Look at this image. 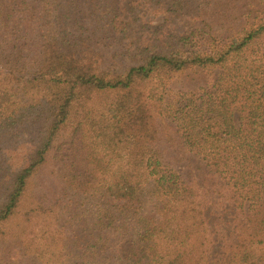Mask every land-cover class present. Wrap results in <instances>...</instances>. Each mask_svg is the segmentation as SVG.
Returning <instances> with one entry per match:
<instances>
[{"label":"trees","instance_id":"1","mask_svg":"<svg viewBox=\"0 0 264 264\" xmlns=\"http://www.w3.org/2000/svg\"><path fill=\"white\" fill-rule=\"evenodd\" d=\"M147 1L0 0V264H264V0Z\"/></svg>","mask_w":264,"mask_h":264},{"label":"rangeland","instance_id":"2","mask_svg":"<svg viewBox=\"0 0 264 264\" xmlns=\"http://www.w3.org/2000/svg\"><path fill=\"white\" fill-rule=\"evenodd\" d=\"M121 11L122 16L129 21L130 18L136 16V18L140 21V24L147 25L148 28L141 30L140 35L143 36L144 39H163L166 36L173 34L176 31L184 30L188 25H193L191 22L179 21L170 18L167 14H164V11L160 10L156 6L152 5L147 0H122L121 3ZM196 80L198 84H203L205 82V78L197 76ZM189 81L186 80L183 86H188ZM179 88V87H177ZM164 158L171 167L180 172L187 180L190 181L194 187L197 188L198 182H200V177L197 175L196 166L192 161H182L178 162L176 157L173 155V148H164ZM47 171H49L47 169ZM207 191L199 190L202 195V202L205 209V214L209 221V226H211L212 230H215L213 233V240L217 239L216 231L219 229L218 226H213V222L215 220L214 215L217 214L223 208V204L226 207V197L227 194L223 192L217 186H211L210 183L207 184ZM217 199L215 201L214 199ZM224 207V208H225ZM229 228V226H227Z\"/></svg>","mask_w":264,"mask_h":264}]
</instances>
